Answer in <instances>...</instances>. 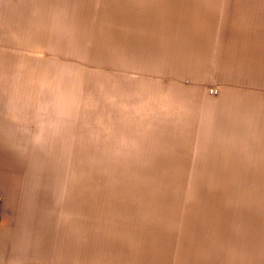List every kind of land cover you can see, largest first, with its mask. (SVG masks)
Listing matches in <instances>:
<instances>
[{"label": "rangeland", "instance_id": "1", "mask_svg": "<svg viewBox=\"0 0 264 264\" xmlns=\"http://www.w3.org/2000/svg\"><path fill=\"white\" fill-rule=\"evenodd\" d=\"M0 231V264H264V0H0Z\"/></svg>", "mask_w": 264, "mask_h": 264}, {"label": "built area", "instance_id": "2", "mask_svg": "<svg viewBox=\"0 0 264 264\" xmlns=\"http://www.w3.org/2000/svg\"><path fill=\"white\" fill-rule=\"evenodd\" d=\"M215 92V91H214ZM213 91H210V94H213L214 93Z\"/></svg>", "mask_w": 264, "mask_h": 264}, {"label": "crops", "instance_id": "3", "mask_svg": "<svg viewBox=\"0 0 264 264\" xmlns=\"http://www.w3.org/2000/svg\"><path fill=\"white\" fill-rule=\"evenodd\" d=\"M0 235H3V233H1V231H0Z\"/></svg>", "mask_w": 264, "mask_h": 264}]
</instances>
